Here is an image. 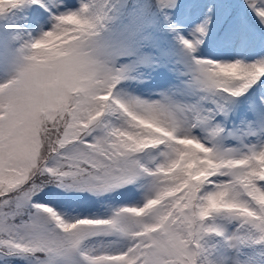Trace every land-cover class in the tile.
<instances>
[{
    "label": "snow or ice",
    "instance_id": "obj_1",
    "mask_svg": "<svg viewBox=\"0 0 264 264\" xmlns=\"http://www.w3.org/2000/svg\"><path fill=\"white\" fill-rule=\"evenodd\" d=\"M229 2L147 0L137 18L144 0H126L128 39L105 54L109 0H0V20L12 18L0 32V264H264V140L217 146L241 100L244 119L264 125V50L236 58L249 28L221 7ZM244 6L264 27V0ZM65 18L88 25L67 36L77 59L38 63L35 47ZM154 21L180 51L170 62L177 83L147 102L118 86L168 61ZM82 69L88 84L77 88ZM49 186L124 190L135 202L108 218L67 220L37 202Z\"/></svg>",
    "mask_w": 264,
    "mask_h": 264
},
{
    "label": "rangeland",
    "instance_id": "obj_2",
    "mask_svg": "<svg viewBox=\"0 0 264 264\" xmlns=\"http://www.w3.org/2000/svg\"><path fill=\"white\" fill-rule=\"evenodd\" d=\"M67 2L72 7L77 6V0H67ZM125 2L126 0H109V3L115 7L112 12V19L100 37L101 48L105 54L111 53L115 47L123 44L128 39L130 14L124 11ZM221 7L235 9L237 14L243 16L248 24L249 32L238 37V44L233 49L234 53L237 54L236 58L244 59L243 53L245 52L264 50V27L258 24L255 16L244 6V0H230L229 3L221 5ZM145 15H147V0H144V6L137 13V18H142ZM11 22V17L8 20H0V32L5 36ZM154 23L156 27L153 29V33L159 44V48L156 51L157 53L167 52L168 61L160 60L159 63L151 66H140L134 70L129 80L118 86V90L124 92L127 96L147 102L158 100L161 93H168L177 83L176 75L171 71L170 62H174L178 58L180 51L170 36L160 30L159 24L155 21ZM145 51L151 52L152 48H146ZM157 59H159V56ZM118 62L126 64L127 59L121 57ZM240 104L241 106L236 108L230 117L223 137L217 138V146L222 150H242L246 146L257 144L264 140V134H262L264 125L253 124L251 114H248V119L245 120L244 101L241 100ZM141 126L151 128L147 124ZM221 126L223 127L224 125L221 124ZM249 129V134L241 142L240 132ZM153 131L157 130L153 129ZM193 134L201 142L208 145L205 133L195 131ZM37 202L50 204L57 209L63 218L73 220L77 218H108L117 209L129 206L135 201L124 190L96 197L88 193L64 192L51 186L50 189H45V192L41 194ZM220 223L228 225L227 221L222 220ZM233 226L228 225V230H231ZM217 259H224V255H219ZM12 264H25V262L20 259H14Z\"/></svg>",
    "mask_w": 264,
    "mask_h": 264
},
{
    "label": "clouds",
    "instance_id": "obj_3",
    "mask_svg": "<svg viewBox=\"0 0 264 264\" xmlns=\"http://www.w3.org/2000/svg\"><path fill=\"white\" fill-rule=\"evenodd\" d=\"M88 25L76 18H65L61 21V27L54 30L44 43L35 47L34 51L37 53L38 63H47L51 58L59 61L72 63L77 59V54L73 51V46L69 44L67 36L70 32L82 30ZM88 84V76L85 70H81L77 88H84Z\"/></svg>",
    "mask_w": 264,
    "mask_h": 264
},
{
    "label": "trees",
    "instance_id": "obj_4",
    "mask_svg": "<svg viewBox=\"0 0 264 264\" xmlns=\"http://www.w3.org/2000/svg\"><path fill=\"white\" fill-rule=\"evenodd\" d=\"M51 186H49L48 188L50 189Z\"/></svg>",
    "mask_w": 264,
    "mask_h": 264
},
{
    "label": "bare ground",
    "instance_id": "obj_5",
    "mask_svg": "<svg viewBox=\"0 0 264 264\" xmlns=\"http://www.w3.org/2000/svg\"><path fill=\"white\" fill-rule=\"evenodd\" d=\"M148 125V124H147ZM151 126V125H150ZM152 127V126H151ZM156 130V129H155Z\"/></svg>",
    "mask_w": 264,
    "mask_h": 264
}]
</instances>
